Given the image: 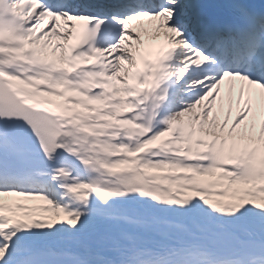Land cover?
<instances>
[{"label":"snow or ice","instance_id":"obj_1","mask_svg":"<svg viewBox=\"0 0 264 264\" xmlns=\"http://www.w3.org/2000/svg\"><path fill=\"white\" fill-rule=\"evenodd\" d=\"M0 264H264V0H0Z\"/></svg>","mask_w":264,"mask_h":264},{"label":"bare ground","instance_id":"obj_2","mask_svg":"<svg viewBox=\"0 0 264 264\" xmlns=\"http://www.w3.org/2000/svg\"><path fill=\"white\" fill-rule=\"evenodd\" d=\"M60 58H61V60L65 59V57L63 55V52H62ZM92 154H93L94 158L98 159V160H103L107 156V154L104 153L99 147H96V148L92 149ZM104 179L106 181H109V182L113 183V184L118 183V180H119V178H117L116 180H113L111 177H104ZM39 202H42V201H39Z\"/></svg>","mask_w":264,"mask_h":264}]
</instances>
